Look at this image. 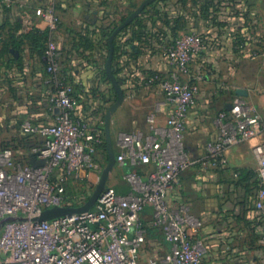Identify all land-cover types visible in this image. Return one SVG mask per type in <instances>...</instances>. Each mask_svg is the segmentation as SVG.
I'll list each match as a JSON object with an SVG mask.
<instances>
[{
  "label": "built area",
  "instance_id": "2783aa9c",
  "mask_svg": "<svg viewBox=\"0 0 264 264\" xmlns=\"http://www.w3.org/2000/svg\"><path fill=\"white\" fill-rule=\"evenodd\" d=\"M205 45V38L191 31L168 47L166 54L176 70L155 76L170 108L166 127H159L152 113L147 117L149 131L136 129L118 135L116 165L123 168L127 189L121 193L106 186L89 210L39 220L47 209L85 201L90 191L86 180L92 182L99 166L95 154L103 141L101 128L96 121L79 119L81 100L71 84L56 82L43 109L37 104L20 108L19 114L26 113V118L19 122L9 117L13 131L0 145V264L227 261L226 252L214 255V247L204 238L205 222L184 198L183 175L198 162L217 170L232 169L237 176L226 151L264 132V121L242 95L234 93L226 109L218 113L219 133L208 141L206 155L197 161L188 157L184 144L187 116L200 85L199 77L185 75ZM57 70L55 61L49 71ZM13 100L18 97L11 93ZM4 123L0 120V125ZM254 154L263 185L256 207L264 214V139L254 147ZM77 185L81 189L72 195L70 189ZM148 208L152 218L145 222L142 214ZM258 234L264 245V224L259 231L257 226ZM246 255L251 264H258L255 251Z\"/></svg>",
  "mask_w": 264,
  "mask_h": 264
},
{
  "label": "crops",
  "instance_id": "0c3cea01",
  "mask_svg": "<svg viewBox=\"0 0 264 264\" xmlns=\"http://www.w3.org/2000/svg\"><path fill=\"white\" fill-rule=\"evenodd\" d=\"M54 1L62 3L71 20L64 21L56 15ZM49 3L47 0H0V20L12 19L7 23L0 21V39L10 46L9 54L0 58V71L11 77V80H3L1 96L4 102L10 101L9 87H12L18 97L15 102L11 101L13 105L23 108L27 104H37L43 109L47 107L56 82H66L80 97L79 119L94 123L101 116L99 110L103 105L96 98L95 91H106L105 86L100 87L94 80H101V71L106 69L115 42L118 47L115 57H118L113 70L126 94L123 106L120 105L110 119L115 146L121 132L149 131L147 117L152 113L156 114L157 125L166 127L170 108L164 103L155 76L176 70L166 54L170 43L187 32L198 31L207 40L204 51L195 58L185 75L199 77L200 85L196 102L187 116L184 144L188 157L197 161L206 155L208 141L219 133L218 113L226 109L234 93L241 92L264 121V84L258 83V77L264 78V54L253 52L256 43L250 41L248 33L245 46L236 43V37H246L244 29L239 28L243 25V18L234 15L238 10L228 8L216 13L218 20L227 22L219 28L199 18L200 4L193 5L190 0L181 8L178 5L167 8L148 6L112 37L114 31L138 9L124 8L129 0L109 2L108 5L98 4V0H49ZM238 8L243 10L240 6ZM127 15L121 22V18ZM181 15L184 27L179 23ZM138 16H142V27L134 24ZM45 30L54 40L47 42L46 50L41 54L37 39L28 38V34ZM104 31L111 33L108 38H104ZM107 40L108 52L105 50ZM14 44L21 45L16 48ZM55 61L58 70L50 72L49 66ZM113 63L114 52L112 66ZM114 102L110 100L104 104L105 119ZM117 114L120 116L119 125H116ZM263 139L264 132L232 145L226 151L230 167L242 171L240 182L234 181V175L228 170L205 167L198 162L185 171L182 181L184 198L203 218V236L214 247V255L228 249L225 245L228 240L238 244L250 238L251 227L258 225L259 231L264 224V214L256 207L263 187L261 180V184H257L258 160L254 154V147ZM107 164L108 161L105 167ZM113 172L112 186L122 193L127 189L122 180L123 168L115 164ZM142 218L150 222L152 209H146ZM255 254L258 264L264 262L263 251L258 249Z\"/></svg>",
  "mask_w": 264,
  "mask_h": 264
},
{
  "label": "trees",
  "instance_id": "16d2710c",
  "mask_svg": "<svg viewBox=\"0 0 264 264\" xmlns=\"http://www.w3.org/2000/svg\"><path fill=\"white\" fill-rule=\"evenodd\" d=\"M160 1L165 3L169 0H160ZM176 1H177V5L180 8L185 7L187 5V2H188V0H176ZM159 4H160V2H159ZM192 4L193 5L200 4L198 6V9H199L198 17L199 18H202L206 22L212 23L213 25L218 26L219 28L223 24H227V22L224 20H218V16L216 13H218L219 11H222L223 9L226 10L228 8H233L235 10H238L235 12L234 15L241 16L243 18V25L239 28H242V30L244 29L243 34H245L246 37H243V36L236 37L235 38L236 43L239 46L240 45L245 46V44H246L245 42L247 40V33H248V35L250 37V41L256 43V48L253 49V52L260 53L261 50L264 49V34L261 36H258V34H257L258 22L256 20H254V18H253V16H254L253 14L255 12L253 11L252 8L255 4H254V2H252V0H192ZM131 5H132V7L136 6V4H133V3ZM157 5L158 4H155L153 7H157ZM239 6H240V8H243V10L239 11V8H238ZM165 7L167 8L166 3H165ZM129 15L124 16L123 18H121L120 21L121 22L124 21ZM141 18H142V16H138L134 20V24L142 27V19ZM182 19H183V16L181 15L179 17V20H180L179 23L182 24L181 25L182 27H184V22ZM5 22L6 23L9 22V20H6ZM113 24H114V22H113ZM113 24H111V25H113ZM110 34H111L110 32L104 31V38H108L110 36ZM202 36L205 38V43H206L207 37H205V35H203V34H202ZM28 38H31L34 41H35V39H37L38 46H39V52L42 54L46 50V46H47L46 44H47L48 39H49V31L45 30L44 32H39V33L38 32L37 33L32 32V33L28 34ZM258 39H259V44H258ZM0 41H1V39H0ZM174 41L172 43H170V45H172L174 43ZM20 45L21 44H16V45L14 44L13 47L19 48ZM7 47H10V46H7ZM117 49H118V47L117 46L115 47V42H114V63L112 66V70H113V68L116 67L115 60L117 59L118 56L116 55V57H115V54H117ZM105 50H107V52L109 51L108 40L106 43ZM2 57L3 56L0 55V58H2ZM113 72L116 73L115 70H113ZM104 76H107V72H106V69L103 68V70L101 71V77L103 78ZM6 78L8 80H11V77L5 75V73L0 71V96L2 95V93L4 91L3 80H5ZM9 92L15 94L16 90H14L12 87H9ZM95 92L97 93L98 91L96 90ZM75 95L77 96V94H75ZM100 108H102L103 110L106 109L104 104L100 105ZM104 119H105V116H103V121H104ZM100 128L102 131L101 136H102L103 141H102V143L99 144L98 148L102 149V151L104 152L106 162H107V160H108V148H107V142H106V134H105L104 126H101ZM115 152H116V149H115ZM230 170H232V169H228L229 172H230ZM233 170H235L238 173L237 176H233V177H235L234 181L240 182L242 179L241 178L242 171L238 168H233ZM221 171H225V170H221ZM257 184H258V182H257ZM257 226L250 228V233H251L250 238L245 239L243 241H240L238 244L235 243L234 240L233 241L228 240L227 243H225L226 247L228 248L225 251L227 254L225 257L227 259V261H225V259L223 260V258H222L220 262L223 263V261H224L223 264H251L250 256L246 255V253L248 251H258V249H260L264 253V245H262V244L258 245L259 234L257 235ZM234 250H236V251H234ZM220 251H222L221 248H220ZM242 251H244L246 253L241 255ZM235 258H237V260L234 261ZM241 259L243 261H240ZM260 264H264V262H261Z\"/></svg>",
  "mask_w": 264,
  "mask_h": 264
},
{
  "label": "rangeland",
  "instance_id": "374dc122",
  "mask_svg": "<svg viewBox=\"0 0 264 264\" xmlns=\"http://www.w3.org/2000/svg\"><path fill=\"white\" fill-rule=\"evenodd\" d=\"M117 1H120V0H98V4L99 3H106V5H108L109 2L110 3H113V2L116 3ZM144 1L145 0H129L128 6L125 3L123 7L124 8L125 7L128 8L133 3V4H136V6H134L133 8L137 9V8H139L141 6V4ZM159 2H160V4H159ZM252 2H254V4H255L253 6V8H252L253 11L255 12L253 14L254 15L253 18H254V20H256L258 22V36H260V35L264 34V0H252ZM165 3L167 4V7H169V5H171L172 7L177 6V1L176 0H169V1L165 2ZM165 3L160 1V0H153L148 5H146V7L154 6L155 4H158V5L162 6V7H165ZM35 4H37V2ZM47 4H50L49 0H47ZM53 6H54V8L56 10V15L58 14L59 17H62V20L66 21V20H71L72 19L71 16L66 14L67 11L64 10V8L62 6V3H59V2L56 3V1H54L53 2ZM130 7H132V5ZM91 10H94V8H91ZM9 20L12 21V19H9ZM0 21H2V22L5 21V18H3ZM53 40H54L53 37L49 38L48 42L51 41L50 43H52ZM258 44H259V41H258ZM9 49H10L9 47L5 46L4 42L0 41V55L3 56V55L9 54ZM100 78H101V80L95 78L96 80H94V81H96L97 85H100V87L105 86L106 91H103V92L99 91V92L96 93V98L98 99V101L103 102V104H105L107 101H110V100L116 101L117 92L115 91V88L113 87L112 81H111L108 73H107V76H104L103 78L100 76ZM258 83L259 84H261V83L264 84V78L258 77ZM94 100L97 101L96 99H94ZM123 103L121 104V106H123ZM13 104H12L11 101L4 102L3 99H2V96H0V118H1L0 120L2 122L4 120H6V123H4V125H0V145L3 144L4 140L7 139L8 136H10L12 134V131H13V124L12 123L10 124L9 117H14V119H17L16 121H18V122H19V120L26 118V113L19 114L20 112L18 110L20 108L17 107L16 105H13ZM105 110H103V109L99 110V113H100L101 116L99 115L100 116L99 119L96 120V124H99L100 127L103 126V124H104L103 123V116H104V111ZM38 112L41 113V110H38ZM115 118H116V125H119V122H120L119 114H117L115 116ZM120 126L121 127L122 126L125 127L124 125H120ZM118 128H119L118 126H117V128H115L114 135L116 134ZM114 149H115V146H114ZM95 161H96V164H98L99 166H97V168L95 170V174L91 178L92 182L86 180V184H85V185H88V186L90 185L89 186L90 191L89 192L87 191V196L88 197L85 199V201H83L82 203H80L78 205L71 204V203H65L62 207H60L65 213L70 212V211H80V210H83V209H86V208H88V209L90 208L91 209L95 205L94 203H95L96 197L93 196V194H94V191L96 190L97 185H98V183L100 181V177H101V174H102V172H103V170L105 168V162H106V158H105L104 152L100 148L97 150V152L95 154ZM114 177H115V173L113 172V169H112L111 172H110V180L107 181V186H112ZM259 183H260V179H259V176H258V184ZM262 187H263V185H262ZM79 189H81V188L78 185L76 187H74V188L71 187L70 193L72 195H75L77 193V190H79Z\"/></svg>",
  "mask_w": 264,
  "mask_h": 264
},
{
  "label": "water",
  "instance_id": "95a60500",
  "mask_svg": "<svg viewBox=\"0 0 264 264\" xmlns=\"http://www.w3.org/2000/svg\"><path fill=\"white\" fill-rule=\"evenodd\" d=\"M152 1L153 0H145L141 4V6L132 14V16H130V18H128L124 22L123 25L119 26L114 31L112 37L117 35L118 32L125 25H127L134 17H136L146 7V5H148ZM113 52H114V48L112 46L111 47V54H110L109 59H108L107 64H106V69H107V73H108V75H109V77H110V79L112 81L113 87L115 88V91L117 92V99L111 106H109V108H108V110L106 112L105 129H106V142H107V148H108V164L104 168V170H103V172L101 174V177H100V181H99V183L97 185V188L94 191L93 196L96 197L95 203H96L98 197L103 192V190L106 188L110 172L113 169V166L116 164V154H115V149H114V145H113L112 137H111V132H110V119H111V116H112L113 112L124 102L125 97H126L125 91L122 88L121 83L116 78V76H115V74H114V72L112 70ZM237 93L242 95L241 92H237ZM89 209L86 208V209H83V210H80V211H70V212L65 213L60 207H55V208H52V209L45 210L41 214V216L39 217V220H46V219H50V218L57 217V216H60V215L71 214L73 212H82V211L89 210Z\"/></svg>",
  "mask_w": 264,
  "mask_h": 264
}]
</instances>
